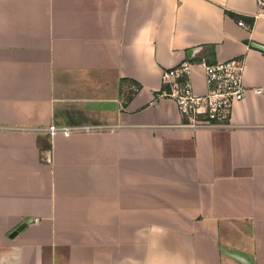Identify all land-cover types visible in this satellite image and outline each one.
Listing matches in <instances>:
<instances>
[{
    "label": "crops",
    "instance_id": "crops-1",
    "mask_svg": "<svg viewBox=\"0 0 264 264\" xmlns=\"http://www.w3.org/2000/svg\"><path fill=\"white\" fill-rule=\"evenodd\" d=\"M258 0H0V264H264ZM244 20L251 28L238 25ZM245 61L231 126L165 70ZM77 128L51 138L50 125ZM50 159V162L47 160Z\"/></svg>",
    "mask_w": 264,
    "mask_h": 264
},
{
    "label": "built area",
    "instance_id": "built-area-1",
    "mask_svg": "<svg viewBox=\"0 0 264 264\" xmlns=\"http://www.w3.org/2000/svg\"><path fill=\"white\" fill-rule=\"evenodd\" d=\"M264 16V0H258L256 18ZM238 25L250 28L244 20ZM208 90L206 94L196 93L190 78L191 64L183 62L175 68L167 69L162 74L163 84L168 90L158 98L173 100L183 116L184 127L192 130L224 129L231 126L234 106L243 101L248 93L244 83L245 61L233 59L213 65H203ZM258 95L264 89H256ZM77 128H60L50 125L47 133L54 138L60 133L77 132ZM50 162V159L47 158Z\"/></svg>",
    "mask_w": 264,
    "mask_h": 264
},
{
    "label": "water",
    "instance_id": "water-1",
    "mask_svg": "<svg viewBox=\"0 0 264 264\" xmlns=\"http://www.w3.org/2000/svg\"><path fill=\"white\" fill-rule=\"evenodd\" d=\"M261 49H262V50H264V48H263V47H261Z\"/></svg>",
    "mask_w": 264,
    "mask_h": 264
},
{
    "label": "bare ground",
    "instance_id": "bare-ground-1",
    "mask_svg": "<svg viewBox=\"0 0 264 264\" xmlns=\"http://www.w3.org/2000/svg\"><path fill=\"white\" fill-rule=\"evenodd\" d=\"M251 28V27H250Z\"/></svg>",
    "mask_w": 264,
    "mask_h": 264
}]
</instances>
